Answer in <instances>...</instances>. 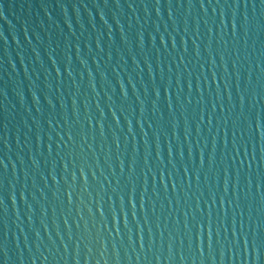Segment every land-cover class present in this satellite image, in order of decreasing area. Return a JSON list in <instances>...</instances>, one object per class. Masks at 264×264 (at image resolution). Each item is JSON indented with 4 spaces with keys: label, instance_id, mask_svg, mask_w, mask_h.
Instances as JSON below:
<instances>
[{
    "label": "water",
    "instance_id": "obj_1",
    "mask_svg": "<svg viewBox=\"0 0 264 264\" xmlns=\"http://www.w3.org/2000/svg\"><path fill=\"white\" fill-rule=\"evenodd\" d=\"M0 264H264V0H0Z\"/></svg>",
    "mask_w": 264,
    "mask_h": 264
}]
</instances>
